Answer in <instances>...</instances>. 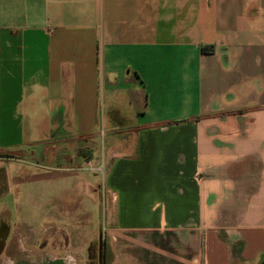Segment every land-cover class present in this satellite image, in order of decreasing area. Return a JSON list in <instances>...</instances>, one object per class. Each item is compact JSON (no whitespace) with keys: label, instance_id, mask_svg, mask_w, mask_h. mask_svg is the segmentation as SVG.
<instances>
[{"label":"crops","instance_id":"1","mask_svg":"<svg viewBox=\"0 0 264 264\" xmlns=\"http://www.w3.org/2000/svg\"><path fill=\"white\" fill-rule=\"evenodd\" d=\"M0 155L14 253L264 264V0H0Z\"/></svg>","mask_w":264,"mask_h":264},{"label":"flooded vegetation","instance_id":"2","mask_svg":"<svg viewBox=\"0 0 264 264\" xmlns=\"http://www.w3.org/2000/svg\"><path fill=\"white\" fill-rule=\"evenodd\" d=\"M1 230L2 228H0V232ZM3 240L4 237H0V264H65L62 261L50 259L49 254L42 250L44 244L39 247V251L35 254H21L14 253L16 246L13 244L8 245L6 239ZM5 256H14V259L8 260L4 258ZM15 256L18 257L15 258Z\"/></svg>","mask_w":264,"mask_h":264},{"label":"rangeland","instance_id":"3","mask_svg":"<svg viewBox=\"0 0 264 264\" xmlns=\"http://www.w3.org/2000/svg\"><path fill=\"white\" fill-rule=\"evenodd\" d=\"M50 241L49 238H46L44 240V243H38L37 246L40 247L41 245L44 244V248L42 249L44 252H55L53 251L50 247H51V244H49L48 242ZM52 246H55V244L53 243ZM88 256V260L86 259L84 261L85 264H101L102 263V259H101V256H102V249L99 250V246L98 244H92L90 246V249L88 251V253L86 254ZM87 258V257H86ZM81 263H83L82 260H80ZM83 263V264H84Z\"/></svg>","mask_w":264,"mask_h":264},{"label":"built area","instance_id":"4","mask_svg":"<svg viewBox=\"0 0 264 264\" xmlns=\"http://www.w3.org/2000/svg\"><path fill=\"white\" fill-rule=\"evenodd\" d=\"M89 167L93 168V165H92V164H90V165H89Z\"/></svg>","mask_w":264,"mask_h":264},{"label":"trees","instance_id":"5","mask_svg":"<svg viewBox=\"0 0 264 264\" xmlns=\"http://www.w3.org/2000/svg\"><path fill=\"white\" fill-rule=\"evenodd\" d=\"M0 157H3L2 155H0Z\"/></svg>","mask_w":264,"mask_h":264}]
</instances>
